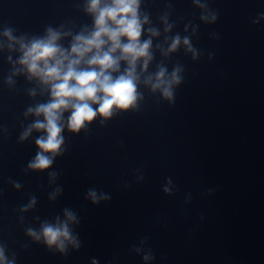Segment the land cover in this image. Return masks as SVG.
Wrapping results in <instances>:
<instances>
[{"label":"clouds","instance_id":"obj_1","mask_svg":"<svg viewBox=\"0 0 264 264\" xmlns=\"http://www.w3.org/2000/svg\"><path fill=\"white\" fill-rule=\"evenodd\" d=\"M140 7L141 0H87L85 11L92 17V26H83L75 35L49 27L43 36L33 35L29 39L26 35H21L16 38L13 36L15 29L4 28L3 35L20 45L22 55L18 63L22 68L16 71L26 72L28 79L36 80L42 86V92L47 91L49 96L45 102L27 110L29 114L43 119H36L22 134L21 139H26L33 130L44 133L35 141L39 151L29 161V169L44 172L52 168L58 155L63 154L62 133L65 123L69 131L78 133L97 116L108 119L116 111L137 107V101L143 98L138 91L141 76L148 72L149 64L154 59L151 37L159 35L157 29L149 28L148 38L142 39L144 25L149 21L147 14H143L142 18ZM260 15L264 17V13ZM201 19L208 20L209 17L202 16ZM215 19L213 14L211 20ZM170 28L169 25L165 31ZM68 35H72V39L65 47L59 41L62 36ZM182 39L183 44L192 51L189 38H182L177 34L171 38L167 51L161 49L162 54L166 56L175 52ZM156 47L161 48L160 45ZM181 72L182 67L179 65L170 74L165 66L157 65L156 72L148 73L143 83L150 86L152 92L159 90L166 100L172 101L174 86L180 85L183 80ZM31 94L34 95V91ZM65 113H69L66 118ZM49 175L55 177L57 173L53 171ZM168 183L171 184L170 178ZM16 186L19 187L18 184ZM163 191L170 193L168 187H164ZM86 196L93 204L111 199L110 195L98 193L95 188H89ZM35 203L36 199L33 197L25 207H31ZM63 214V221L57 215L55 223L44 221L39 231L29 227L26 234L36 242L42 240L49 250L55 247L62 254L67 253L69 244L79 250V234H74L70 227L71 224H79L77 213L64 208ZM149 258L155 257L151 253L143 257L145 260ZM0 264H15L14 260H6L2 245ZM92 264L98 262L93 260Z\"/></svg>","mask_w":264,"mask_h":264}]
</instances>
